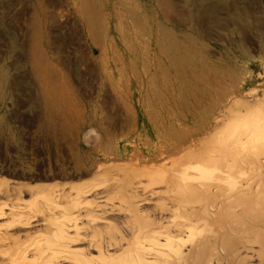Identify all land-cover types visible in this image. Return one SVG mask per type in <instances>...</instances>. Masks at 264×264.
<instances>
[{
	"label": "rangeland",
	"instance_id": "374dc122",
	"mask_svg": "<svg viewBox=\"0 0 264 264\" xmlns=\"http://www.w3.org/2000/svg\"><path fill=\"white\" fill-rule=\"evenodd\" d=\"M260 103L264 0H0V202L90 182L93 224L121 192L168 222L163 180Z\"/></svg>",
	"mask_w": 264,
	"mask_h": 264
},
{
	"label": "bare ground",
	"instance_id": "6f19581e",
	"mask_svg": "<svg viewBox=\"0 0 264 264\" xmlns=\"http://www.w3.org/2000/svg\"><path fill=\"white\" fill-rule=\"evenodd\" d=\"M247 107L245 120L233 115L196 159L195 176L186 175L188 162L163 180L174 203L163 206L170 221L142 213L135 193L121 192L119 206L113 194L99 207L111 205L126 221L119 215L99 227L89 209L97 202L86 196L90 182L67 194L42 188L30 203L18 191L11 205L0 202V216L8 206L11 216L0 225V264H264V105Z\"/></svg>",
	"mask_w": 264,
	"mask_h": 264
}]
</instances>
